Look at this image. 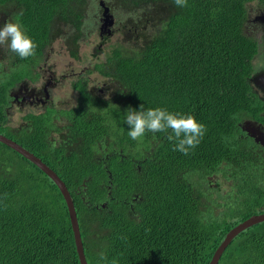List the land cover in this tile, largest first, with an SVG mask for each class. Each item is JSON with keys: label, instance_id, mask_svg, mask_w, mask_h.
Instances as JSON below:
<instances>
[{"label": "trees", "instance_id": "obj_1", "mask_svg": "<svg viewBox=\"0 0 264 264\" xmlns=\"http://www.w3.org/2000/svg\"><path fill=\"white\" fill-rule=\"evenodd\" d=\"M105 2L117 20L125 14L133 23L114 29L116 39L96 49L103 60L94 69L126 85L134 108L194 113L207 129L200 144L184 155L165 133L132 140L126 101L116 106L91 94L82 76L70 82L78 96L69 106L48 101L37 112L34 102L25 123L9 125L10 93L36 81L37 60L58 32L52 16L59 14L66 40L77 46L91 33L84 20L98 22L94 0H0L38 45L35 56L16 59L0 74V133L66 183L88 264H208L232 227L264 211V150H255L259 144L240 126L264 117V100L250 82L261 25L248 15L264 12V0H187L185 7L173 0ZM174 77L193 92L171 97L166 85ZM208 175L230 183L211 186ZM0 264H79L58 187L1 141ZM217 264H264V221L234 236Z\"/></svg>", "mask_w": 264, "mask_h": 264}, {"label": "clouds", "instance_id": "obj_2", "mask_svg": "<svg viewBox=\"0 0 264 264\" xmlns=\"http://www.w3.org/2000/svg\"><path fill=\"white\" fill-rule=\"evenodd\" d=\"M103 1L113 14L111 7L105 2V0ZM173 2L177 7L187 6V0H173ZM97 5L100 8L99 17L101 19L102 7L99 5V0H97ZM99 17L98 22L90 19L84 20L83 22L85 23L83 27L88 28L87 30L91 31L89 34L91 39L95 37L93 35L96 31V35H98V37L99 35L104 36L101 37L104 41L99 39L91 50V52H94L97 55L101 52L97 51V48L101 47V45L107 46L112 40L116 39L115 33L113 32L114 29L116 31H121V29H124L125 26L129 27L133 23V21H131V17L125 18V14L118 15V20L113 14V25L109 28L103 29ZM146 31L147 27L140 29V32L142 33ZM63 36H65V34H61L58 37H60L61 41L65 43L66 48L68 44H72L73 42L71 43V41L66 40V38L64 40L62 38ZM89 36L85 37L87 43H91L92 41L87 40ZM82 42L85 43L84 38H82L81 43ZM4 45L7 46L10 52L15 53L21 59H27L35 56L36 49L38 47L31 36L27 34L19 17L12 19L9 16L4 15L3 17L0 15V46ZM72 52L73 51H69L71 54ZM86 67L87 71L82 75H87L92 71H96L94 69V65L89 63L82 65L80 68L86 70ZM93 75L94 74H92V76ZM108 81L115 83L117 86V92L121 94L117 96V102L115 105H121L123 101H126L127 104H131V94L129 88L114 77ZM250 82H252L251 77ZM95 87L98 88L100 85ZM97 91H95L96 95L98 94ZM166 92L173 98H183L191 94L193 90L189 88L180 78L174 77L167 82ZM105 98L107 99V96ZM244 120H242L243 122L241 121L240 126L246 123V119ZM124 123L127 124L129 128L127 135L132 140L140 141L148 132L153 134L165 133L167 140L173 145V151H179L184 155H189L190 151L194 150L200 144L207 131L205 124H203L204 122L198 116L196 118L194 113L172 111L161 106L145 109L144 104H140L138 109L129 107L125 112ZM101 258L103 259L104 257L102 256Z\"/></svg>", "mask_w": 264, "mask_h": 264}, {"label": "rangeland", "instance_id": "obj_3", "mask_svg": "<svg viewBox=\"0 0 264 264\" xmlns=\"http://www.w3.org/2000/svg\"><path fill=\"white\" fill-rule=\"evenodd\" d=\"M118 4L123 5V3H120V2H118ZM94 5H95V10L97 11V0H94ZM12 7L13 9L15 8L14 5ZM256 12H257L256 9L249 10L248 15L250 19H252V17L257 14ZM0 14L3 17L4 15L2 14H10V7H5V8L0 7ZM90 14H94V12L91 10ZM258 32H259V29H258ZM96 34H97V31L93 35L95 37L92 38L91 43L88 42L86 44L82 42L77 46L71 42L72 44H68L65 48L64 46H59L56 44V42H54L51 48L47 50L48 53L45 54V56L41 55L38 58L37 65L34 71L39 72V74L45 72V74L44 76H42V74L39 75L36 81H33L32 83H30L29 86L24 85V82H20L17 84V88L14 91V93H12V95L14 97L18 96V101L22 105V107H18L16 105L9 107V113H8L9 122L8 123L10 126L14 127V126H17L19 123L26 122V119L23 118V116L30 110V106L34 103L33 100H30V96L27 95V90L32 89L36 92H39L41 94L40 99L42 101H44L45 103L49 101L50 104L53 103L56 106L63 107V108L66 106H69L71 103H73V101L76 100L78 93L74 88L71 87L70 85L71 79L69 78L66 80L65 75L71 68L75 72H78L81 69L80 67L82 65H85L87 63L92 64L94 58L91 56L92 54L91 50L94 44L98 42V35ZM255 37L258 40L257 34L255 35ZM62 38L65 40V36H63ZM58 42H62V41L58 40ZM6 47H7L6 45L0 46V74L6 71L8 72L9 67L13 66V64H16L17 62L15 61L16 59L19 58L15 53L7 50ZM69 51L77 52L79 58L76 59L71 53H69ZM259 52L260 54L256 56V58L254 59V64L256 68H259L261 65H263L264 67V45L262 43L259 44ZM259 57L262 58L261 61H258ZM47 70L48 72H51L52 70H56V74L57 76H59L58 77L59 81L57 84L55 82L51 83L47 79V75H46L48 73ZM98 79L99 77L96 78V80ZM44 81L45 83H43ZM21 84L27 87V90L25 87L24 88L21 87ZM99 85H102V84H99ZM95 91H97V88H95ZM35 105L36 107H38V109L36 110L37 112L42 110L40 107L42 104L36 103ZM129 107H133V105L128 104V108ZM206 180L210 181L211 178L209 179L207 177ZM220 181H223V180H220ZM212 183H214V180H212ZM226 183L229 184V182H226ZM211 186L213 185L211 184ZM109 187H110L109 185H105V188L108 191H109ZM222 187L225 188V185H223ZM248 209H251V208L248 207Z\"/></svg>", "mask_w": 264, "mask_h": 264}, {"label": "water", "instance_id": "obj_4", "mask_svg": "<svg viewBox=\"0 0 264 264\" xmlns=\"http://www.w3.org/2000/svg\"><path fill=\"white\" fill-rule=\"evenodd\" d=\"M99 5L102 7V16H101V26L104 28H109L113 25L114 19L113 14L110 12L109 7L104 3L103 0H99ZM253 21L259 22L262 27L264 28V12H260L252 17ZM251 81L253 84L259 85L264 90V71L253 73L251 76ZM243 130L246 131V133L253 138L255 142H264V138L260 135L259 129L255 126L250 127H243ZM0 141L4 144L10 146L14 150H16L18 153L22 154L24 157H26L28 160L33 162L36 166H38L58 187L59 191L61 192L67 209H68V215L70 220L71 229L73 232L74 237V244L76 248V253L78 257L79 264H88L86 260V256L84 253L83 248V242L80 235V229L77 219L76 210L74 207L73 199L70 194V191L68 190L66 184L63 182V180L58 176V174L52 170L46 163H44L41 158L36 156L33 152L29 151L25 147H23L18 142L12 140L11 138L3 135L0 133ZM264 221V211L260 213L253 214L237 224L235 227L230 229L223 240L220 242L218 247L215 249L210 261L208 264H217L222 252L226 248L227 244L231 241V239L242 229L249 227L250 225H253L258 222Z\"/></svg>", "mask_w": 264, "mask_h": 264}, {"label": "flooded vegetation", "instance_id": "obj_5", "mask_svg": "<svg viewBox=\"0 0 264 264\" xmlns=\"http://www.w3.org/2000/svg\"><path fill=\"white\" fill-rule=\"evenodd\" d=\"M1 15V14H0ZM3 15V14H2ZM5 16H7L6 14H4ZM58 19V20H56V25L52 28V30L53 31H57L58 30V32L56 33V36L55 37H52L50 40V45H48L47 47H46V52L44 53V56H45V54H47L48 53V49L49 48H51V46H52V44L54 43V42H56V44L57 45H59V46H64L65 47V43H63V42H58V40H61L60 39V37H58L60 34H65V29H63V28H65V22H63V21H60V23H59V14H54L53 16H52V20H51V22L49 23V24H51V25H54L53 24V22H54V20L55 19ZM99 19H100V17H99ZM258 36H259V39H260V42L264 45V31H263V28L261 27V30L258 32V34H257ZM101 37H104V36H100L99 35V37H98V40L99 39H102L103 41H104V39L103 38H101ZM84 39H85V37H83ZM87 40H89V41H91L92 39H91V36H89V38L87 39ZM99 45V44H98ZM78 54V53H77ZM91 56L94 58V60H93V62H92V65H94V64H96L97 62H100V59H102L101 57H99L98 55H92L91 54ZM103 60V59H102ZM87 71V67H86V70H84L83 68L81 69V70H79L78 72H75L72 68L66 73V75H65V79L67 80V79H71V81H73V79H75V78H77L78 76H82L85 80H86V84H87V90L91 93V94H95V88H97V87H95V86H98L99 84H102V85H100V87H98L97 88V90H98V94H97V96L99 97V98H105L106 96H107V100H109L111 103H113V104H115L116 102H117V96L118 95H121V94H119L118 92H117V86H116V84L115 83H113V82H110V81H108L109 79H110V76L111 75H101L100 73H98V72H96V71H92V72H90V73H88L87 75H82L83 73H85ZM260 71H264V67H263V65H261L260 67H259V70L257 71V72H260ZM47 72H48V70H47ZM42 74V76H44V74H45V72H43V73H41ZM40 74V75H41ZM92 74H94L93 76H92ZM47 79L51 82V83H53V82H55L56 84L58 83V77L59 76H57V74H56V70H52L51 72H48L47 74ZM97 77H99V79L98 80H96V78ZM96 80V81H95ZM46 81V80H45ZM45 81L43 82V83H45ZM252 84H253V82H251ZM24 85H26V86H29V85H27L26 83H24ZM254 85V86H253ZM252 86H253V88H255L256 89V92H258V95L260 96V98L262 99V100H264V90L259 86V85H255V84H253ZM21 87H25V86H23L22 84H21ZM17 88V87H16ZM16 88L11 92V94L12 93H14V91L16 90ZM23 88H22V90H23ZM26 88V90H27V87H25ZM27 95H29L30 96V100H33L35 103H39V104H45V102L44 101H42L41 99H40V93L39 92H36V91H34V90H32V89H30V90H27ZM106 99V98H105ZM13 105H16V106H18V107H22V105L19 103V101H18V96L17 97H14V99H11L10 100V105H9V107H12ZM260 114H262L263 116H264V110L263 111H261L260 112ZM245 121V120H244ZM263 122L264 123V117H263V120H256V121H252L251 119H246V123L244 124V125H241V128H242V130H243V127H250V126H255V127H257V129H259V133H260V135L264 138V124L263 123H261V122ZM243 122V121H242ZM243 131H245V130H243ZM246 132V131H245ZM254 141V140H253ZM255 142V141H254ZM255 143H258L259 144V146L257 145V148L255 149V150H260V151H262V150H264V142L263 143H260V142H255ZM208 176H212V177H208ZM207 177L210 179L211 178V180H210V184H212L213 186L215 185V181H219V180H223V181H225V182H229L230 183V181L228 180V179H223L222 177H218V176H215V175H208ZM206 177V178H207ZM206 178H205V180H206ZM212 180H214V183H212Z\"/></svg>", "mask_w": 264, "mask_h": 264}, {"label": "bare ground", "instance_id": "obj_6", "mask_svg": "<svg viewBox=\"0 0 264 264\" xmlns=\"http://www.w3.org/2000/svg\"><path fill=\"white\" fill-rule=\"evenodd\" d=\"M247 218H248V217H247ZM244 220H245V219H244ZM240 222H242V221H240ZM240 222H239V223H240ZM262 222H263V221H262ZM239 223H237V224H239ZM258 223H260V222H258ZM237 224H236V225H237ZM255 224H257V223H255ZM236 225H235V226H236ZM253 225H254V224H253ZM235 226H234V227H235ZM250 226H252V225H250ZM250 226H249V227H250ZM232 228H233V227H232ZM232 228H231V229H232ZM246 228H248V227H246ZM246 228H244V229H242V230H245ZM242 230H241V231H242ZM241 231H239V232H241ZM239 232H238V233H239ZM238 233H237V234H238ZM237 234H236V235H237ZM236 235H235V236H236Z\"/></svg>", "mask_w": 264, "mask_h": 264}]
</instances>
